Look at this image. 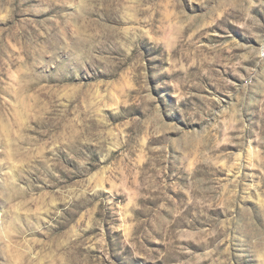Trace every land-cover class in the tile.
<instances>
[{"label": "rangeland", "instance_id": "rangeland-1", "mask_svg": "<svg viewBox=\"0 0 264 264\" xmlns=\"http://www.w3.org/2000/svg\"><path fill=\"white\" fill-rule=\"evenodd\" d=\"M0 264H264V0H0Z\"/></svg>", "mask_w": 264, "mask_h": 264}, {"label": "bare ground", "instance_id": "bare-ground-1", "mask_svg": "<svg viewBox=\"0 0 264 264\" xmlns=\"http://www.w3.org/2000/svg\"><path fill=\"white\" fill-rule=\"evenodd\" d=\"M61 7V6H60ZM49 9L46 10V12L48 11ZM52 11V9L50 8L49 12Z\"/></svg>", "mask_w": 264, "mask_h": 264}]
</instances>
